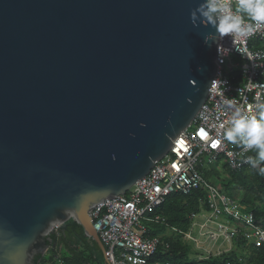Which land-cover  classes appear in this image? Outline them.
Instances as JSON below:
<instances>
[{"label":"water","instance_id":"obj_1","mask_svg":"<svg viewBox=\"0 0 264 264\" xmlns=\"http://www.w3.org/2000/svg\"><path fill=\"white\" fill-rule=\"evenodd\" d=\"M199 2L0 0V264H35L69 220L103 258L89 211L145 176L206 99L217 44L191 22Z\"/></svg>","mask_w":264,"mask_h":264},{"label":"built area","instance_id":"obj_2","mask_svg":"<svg viewBox=\"0 0 264 264\" xmlns=\"http://www.w3.org/2000/svg\"><path fill=\"white\" fill-rule=\"evenodd\" d=\"M253 41L264 43V29L249 37L221 38L223 63L219 62L216 48L217 68L206 99L192 122L172 140L168 153L145 176L124 194L103 200L89 211L90 222L104 247V264H177L156 259L158 253L169 250L166 238L172 235L150 236L149 226L165 223L157 211L169 195L188 196L197 190L203 191L204 197L198 199L199 211L189 215L188 227L185 230L169 227L166 231L185 245L191 242L206 260L230 253L231 246L237 243L246 248L264 247V237L259 234L264 227L255 223L248 207L236 197L221 193L202 174L206 166L220 161L230 171L249 166L244 160L252 152L245 153L227 142L213 147L217 139L213 125L226 119L219 111L222 97L236 98L241 106H246L254 102L258 93L264 95V47L253 46ZM225 48L231 49L227 55ZM202 128L207 138H202ZM193 228L197 229L195 237L191 235ZM59 230V224L53 225L47 239L52 234L58 236ZM51 248L47 245L41 256H46Z\"/></svg>","mask_w":264,"mask_h":264},{"label":"trees","instance_id":"obj_3","mask_svg":"<svg viewBox=\"0 0 264 264\" xmlns=\"http://www.w3.org/2000/svg\"><path fill=\"white\" fill-rule=\"evenodd\" d=\"M251 44L255 47H264V43H259L258 41H253ZM254 154L253 152L251 153V155ZM218 164L225 166L227 169L229 174L227 178H220L217 169ZM202 174L204 179L211 185L212 180H216L218 190L221 193L232 198L236 197L242 204H245L253 214L255 223L264 227V175H261L258 169H252L248 166L239 171H230L220 161L208 165L207 168L203 169ZM233 186L238 189L230 192ZM203 197L204 192L201 190L194 191L188 196L180 193L169 195L157 211L158 214L164 217L165 223L149 226L148 234L150 236L162 235V232L169 227L185 230L189 224V215L199 211L201 205L198 199H203ZM68 223V227L76 226L70 220ZM166 239L170 242L169 250L164 254L158 253L156 255V259L161 261H171L177 264H225L226 262L229 264H264V247H243L250 249L245 255L244 261L236 259L234 253H230L214 259L196 262L194 259L189 258L188 246L180 242L177 237L170 236ZM46 243L51 245L52 248L46 256H36L34 258L35 264H81L83 262L104 264L102 255L96 245L94 243L91 245L82 236V232H80L79 236H75L68 229L63 235L61 233L58 236L50 235ZM236 245H240V243ZM57 252L59 253L57 254Z\"/></svg>","mask_w":264,"mask_h":264},{"label":"clouds","instance_id":"obj_4","mask_svg":"<svg viewBox=\"0 0 264 264\" xmlns=\"http://www.w3.org/2000/svg\"><path fill=\"white\" fill-rule=\"evenodd\" d=\"M190 17L194 26L199 22V25L214 29L204 35L203 41L209 47L212 43L217 44L219 62L223 63L219 48L222 37L244 38L264 29V0H236L235 3L231 0H200L191 10ZM224 52L227 55L231 49L225 48ZM219 111L225 114L226 119L213 125L217 132L213 147L227 142L245 153H255L246 156L244 162L264 175V95L258 93L254 102L246 106H241L236 98L224 96ZM201 136L207 138L203 128ZM227 154L232 156V152ZM112 158L115 159L114 154ZM259 234L264 237V232Z\"/></svg>","mask_w":264,"mask_h":264},{"label":"rangeland","instance_id":"obj_5","mask_svg":"<svg viewBox=\"0 0 264 264\" xmlns=\"http://www.w3.org/2000/svg\"><path fill=\"white\" fill-rule=\"evenodd\" d=\"M224 163V162H223ZM225 164V163H224ZM208 166H206V168H207ZM217 169H218V172H219V175H220V178L222 179V178H227L228 176H229V174H228V171H227V169L225 168V166H223V165H221V164H218L217 165ZM212 180V179H211ZM214 182V183H213ZM218 183H217V181L216 180H212V185L215 187V188H217V189H219L218 188V185H217ZM234 189V190H233ZM238 188L236 187V186H233V187H231V189H230V192H232V191H235V190H237ZM162 234H166V235H172V236H174V234H172V232H170V231H164V232H162ZM191 235L192 236H197V229L196 228H193L192 230H191ZM186 246H188V254H189V258H191V259H194L196 262H200V261H203V260H205L206 261V259H205V256H204V253H202V252H200V251H198V250H196L195 248H194V246L192 245V243L191 242H188L187 244H186ZM62 248V247H61ZM249 250L250 249H246V248H243V247H241L240 245H236V244H233L232 246H231V251H230V253H234V257L236 258V259H242V261H244L245 260V255H247V253L249 252ZM59 252H57V254H58ZM230 253H228V254H230ZM227 255V254H226ZM216 258V257H215ZM211 259V258H210ZM210 259H207V260H210ZM214 259V258H213Z\"/></svg>","mask_w":264,"mask_h":264},{"label":"flooded vegetation","instance_id":"obj_6","mask_svg":"<svg viewBox=\"0 0 264 264\" xmlns=\"http://www.w3.org/2000/svg\"><path fill=\"white\" fill-rule=\"evenodd\" d=\"M68 226H69V223L67 222L66 227L63 230H59V233L63 235L64 232L69 229V231L72 232L75 236H79L80 232H82L81 229L77 225L74 227H68Z\"/></svg>","mask_w":264,"mask_h":264}]
</instances>
